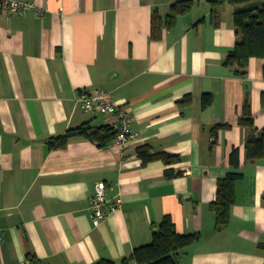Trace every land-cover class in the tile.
<instances>
[{
  "label": "crops",
  "instance_id": "crops-1",
  "mask_svg": "<svg viewBox=\"0 0 264 264\" xmlns=\"http://www.w3.org/2000/svg\"><path fill=\"white\" fill-rule=\"evenodd\" d=\"M31 1L42 17L0 12V264H29V256L41 264L120 262L149 244L166 216L180 234H199L178 264H264V158L246 161L251 134L238 125L248 94L254 136L264 130V59H250L245 79L223 66L240 40L233 15L244 5L193 0L153 40L152 15L164 25L181 0ZM83 90L109 92L126 110L137 134L131 147L82 138L49 147L84 123L109 125L75 107ZM143 146L179 161L144 165ZM229 173L243 178L229 222L216 229L210 204ZM100 188L120 205L97 222L88 202Z\"/></svg>",
  "mask_w": 264,
  "mask_h": 264
},
{
  "label": "trees",
  "instance_id": "trees-1",
  "mask_svg": "<svg viewBox=\"0 0 264 264\" xmlns=\"http://www.w3.org/2000/svg\"><path fill=\"white\" fill-rule=\"evenodd\" d=\"M257 1L260 2L255 3ZM222 2L248 6V8L238 10L233 15V25L240 40L223 61L224 67L233 69L236 76L245 79L250 59H264V0H222L212 3L219 4ZM193 6V0L174 2L170 6L169 13L165 16L164 25L159 15L153 14L151 18V38L153 40L161 39L162 29L171 30L177 19L188 14ZM184 102H190V99H185ZM201 102L202 107L207 108L212 103V96L209 94L203 95ZM260 104L264 110V93L260 97ZM238 125L248 129L251 134L244 145L246 161L254 163L264 158V130L261 131L259 137L254 136L257 129L255 128L248 94L245 96L242 105ZM228 127H215L212 132L216 134L219 129ZM77 138L87 140L99 148H105L113 142L115 132L110 125L95 127L90 123H84L76 128L69 129L63 136L51 139L48 144L51 149H64L71 140ZM137 153L144 165L154 161H162L166 165H171L179 161L177 156L165 152L153 154L149 146L139 148ZM237 154L238 151L234 150L231 155V163L235 167H238V161H235ZM177 175H180V173ZM242 178L243 175L240 173H229L217 181L216 198L210 204V209L215 216L216 229L224 227L229 222L231 208L235 204V186ZM262 202L264 204V196ZM198 240L199 234H180L172 219L166 216L153 231L152 240L149 244L135 248L129 257L123 258L120 262L101 260L96 264H130L131 262L136 264H178L179 254ZM28 261L29 264H39L33 256H29Z\"/></svg>",
  "mask_w": 264,
  "mask_h": 264
},
{
  "label": "built area",
  "instance_id": "built-area-1",
  "mask_svg": "<svg viewBox=\"0 0 264 264\" xmlns=\"http://www.w3.org/2000/svg\"><path fill=\"white\" fill-rule=\"evenodd\" d=\"M0 12L20 16L32 12L36 17H42L44 14V10L37 8L31 0H0ZM73 101L75 107L82 111L98 113L109 119V125L115 132L112 142L114 146L125 150L137 141V134L132 130L131 120L126 110L113 101L109 92L83 90L76 94ZM88 204L93 218L97 222H102L108 215L118 210L120 200H107L104 189L100 188L89 199Z\"/></svg>",
  "mask_w": 264,
  "mask_h": 264
},
{
  "label": "rangeland",
  "instance_id": "rangeland-1",
  "mask_svg": "<svg viewBox=\"0 0 264 264\" xmlns=\"http://www.w3.org/2000/svg\"><path fill=\"white\" fill-rule=\"evenodd\" d=\"M260 1H257V2H255V3H259ZM244 8H248V6H246V5H244Z\"/></svg>",
  "mask_w": 264,
  "mask_h": 264
}]
</instances>
